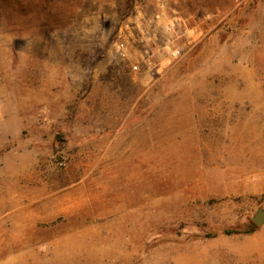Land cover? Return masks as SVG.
<instances>
[{
    "label": "rangeland",
    "instance_id": "rangeland-1",
    "mask_svg": "<svg viewBox=\"0 0 264 264\" xmlns=\"http://www.w3.org/2000/svg\"><path fill=\"white\" fill-rule=\"evenodd\" d=\"M132 6L0 0V264H264V0L182 1L204 40L137 75Z\"/></svg>",
    "mask_w": 264,
    "mask_h": 264
},
{
    "label": "built area",
    "instance_id": "built-area-1",
    "mask_svg": "<svg viewBox=\"0 0 264 264\" xmlns=\"http://www.w3.org/2000/svg\"><path fill=\"white\" fill-rule=\"evenodd\" d=\"M153 1V10L147 6ZM184 0H133V6L112 37V49L129 64L132 74L157 70L162 61L176 60L205 38L202 19L183 14Z\"/></svg>",
    "mask_w": 264,
    "mask_h": 264
},
{
    "label": "trees",
    "instance_id": "trees-1",
    "mask_svg": "<svg viewBox=\"0 0 264 264\" xmlns=\"http://www.w3.org/2000/svg\"><path fill=\"white\" fill-rule=\"evenodd\" d=\"M251 232H252L251 230L242 232V231H240L238 229L225 228V229H223L222 234L229 236V235L249 234ZM216 236H217V234H213V235H211L209 237H216Z\"/></svg>",
    "mask_w": 264,
    "mask_h": 264
},
{
    "label": "water",
    "instance_id": "water-1",
    "mask_svg": "<svg viewBox=\"0 0 264 264\" xmlns=\"http://www.w3.org/2000/svg\"><path fill=\"white\" fill-rule=\"evenodd\" d=\"M253 222L258 227L262 226V224L264 223V211L257 212L256 215L253 217Z\"/></svg>",
    "mask_w": 264,
    "mask_h": 264
}]
</instances>
